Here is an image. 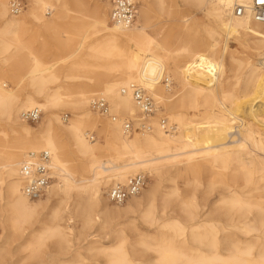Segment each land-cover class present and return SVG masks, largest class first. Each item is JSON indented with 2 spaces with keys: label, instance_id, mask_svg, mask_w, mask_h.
I'll list each match as a JSON object with an SVG mask.
<instances>
[{
  "label": "bare ground",
  "instance_id": "bare-ground-1",
  "mask_svg": "<svg viewBox=\"0 0 264 264\" xmlns=\"http://www.w3.org/2000/svg\"><path fill=\"white\" fill-rule=\"evenodd\" d=\"M87 1L100 8L86 14L84 0H29L23 16L24 10L14 15L11 2L0 0V116L12 133L4 134L0 143V264L9 248L24 245L20 241L26 236L37 240L29 247L31 259L47 240H55L59 258L51 257L47 264H90L89 255L106 256L107 264H141L128 242L125 223L120 222L123 218L157 228L159 242L153 244L155 236L150 233L138 242L157 252L155 264H264V243L255 246L251 241L256 234L264 235V129L259 124L264 118L256 120L264 112V69L259 66L264 23L234 14V5L248 0H155L169 16L184 6L202 11L207 19L199 24L184 15V24L168 28L158 41L150 32L147 8L141 11L144 24L121 27L111 23L108 2ZM28 22L53 31L60 47L70 48V53L43 64L30 42L23 41ZM201 35L211 39L205 77L188 70L203 51ZM231 38L239 43L238 54L247 53L245 58L230 51ZM227 53L239 63L230 82L223 58ZM9 74L16 83L26 81L33 94L21 98L6 85ZM64 76L89 84H80L76 91H68L63 86L67 84L50 88ZM165 80L170 83L163 84ZM132 83L145 87L158 104L169 101L178 110L168 117L172 130H165L158 116H150V129L134 131L141 133L135 135L124 131L127 119L142 120L141 115L139 119L122 115L140 113L131 92H122ZM96 96L111 102L117 120L104 116L103 122L95 115L99 112L91 100ZM61 103L75 110L69 126L56 124L54 108ZM36 107L44 112L39 132L23 125L20 116ZM96 129L104 142L89 139V132ZM43 150L51 153L55 182L45 201H31L22 190L20 167L31 152ZM139 172L149 173L153 182L123 206L109 207L102 187L125 183ZM206 176L208 188L220 186L225 192L213 211L205 210L197 195ZM180 179L185 189L179 186ZM164 181L171 182L170 191L158 204ZM75 193L89 198L82 204ZM51 199L57 203L47 216ZM170 199L178 201L175 207L181 215ZM219 207H226L225 219H212ZM162 228L169 232L162 234Z\"/></svg>",
  "mask_w": 264,
  "mask_h": 264
},
{
  "label": "rangeland",
  "instance_id": "rangeland-1",
  "mask_svg": "<svg viewBox=\"0 0 264 264\" xmlns=\"http://www.w3.org/2000/svg\"><path fill=\"white\" fill-rule=\"evenodd\" d=\"M9 1L11 2V0H9ZM150 1L154 4H152ZM154 1L155 0H141L140 7H139V13H138V21H137L136 26L145 23L144 20L142 21V16H141L142 12L141 11H143L144 9L146 10V8H147L149 10L148 14H149L150 32L153 33V35L156 37V39L158 41H162V36H163L162 33L165 32L166 30H168V28L176 29L179 25H183L184 22H183L182 16H184V15H186L187 17H190V16L195 17L198 20L199 24H205L207 22L205 14L202 11L197 10L195 8H187L184 6L177 7V12L173 16H169V15L161 12L160 8L156 4V1L155 2ZM22 2L25 5V9L22 12V14L24 16L26 11L29 8L30 3H29V0H22ZM84 2L87 3V5H86L87 9L82 11V13L91 14V10L93 8L99 7V3H96L93 1H87V0H84ZM74 8H76V7H74ZM101 10H103V9H101ZM105 12L108 14V10ZM47 16H50V15H47ZM200 30H202V28H200ZM229 40L227 41V43H228L230 51H233V52L235 51L236 52L235 56L238 58H245L247 53H245V55L238 54V52L241 51L239 43L234 38H231ZM23 41L24 42H28V41L30 42L31 49L38 56L39 60L45 65H50V64L54 63L58 58L65 56V55H68L70 53V48L60 47L57 36L55 35V33L53 31L40 28L37 25H35L33 22H28L26 24L25 29L23 31ZM169 43L171 46H174V44L172 42H169ZM209 43H211V39L209 37H207L206 35H201V45H202L203 51L200 54L199 60L192 63L188 67V70L191 71L193 74H195L198 77H205L206 76L205 75V69L206 68H205L204 64L206 61L205 54H206L207 50L209 49L208 48ZM224 43H225V38L222 37L220 39L221 47L224 46ZM12 52H14V50ZM223 58H224L225 75H226L227 81H229V82L233 81L235 79L237 73L239 72V63L237 60H234L229 53L225 54ZM263 58H261L259 60V66H261L264 69ZM260 62H261V64H260ZM5 69H6V71H9V67L6 66ZM171 78L173 79V77H171ZM5 83L7 86L15 88V91L18 94H20L21 98L25 97L28 93L33 94V90H31L28 87V84L26 83V81H24V83H16V81L13 80V78L11 77L10 74H9V78L5 81ZM63 84H67V85H63ZM80 84L87 85V84H89V82H88V80L80 81V80L74 79L72 77L67 78L64 76L62 78V80L52 83L50 85V88L51 89H58L59 87H61L63 85V86H66V88H70V89H67L68 91H76V90L80 89V86H79ZM163 84H166V83L164 82ZM175 85H176V83L173 79L172 85L170 86L171 89L173 88L172 94L175 93V91H174ZM67 90L65 89L63 92H67ZM110 104H111V102H110ZM111 106H112V104H111ZM159 106H160V109H159L158 113L160 114L162 111L168 117H170L171 115H173L175 112L178 111L176 108L173 107V105L170 104L169 101H167L165 105L162 102L161 104H159ZM54 110H55V113L59 116V120L56 122V124H59L62 127L69 126V121H70V119H72L74 117L75 110L70 105L63 104V103L57 105L54 108ZM260 113L257 115L259 118L256 117L257 121H260V118H261V120H263V118H264V115H263L264 112H260ZM95 115H97V117L99 119H101L103 122L106 121V120H104L105 117L100 115V113H95ZM122 115L123 116L125 115L126 117L133 118V119H139L140 118L139 111H138L137 115L134 117L127 116L128 114H126V113L122 114ZM43 116H44V112L42 111V115L38 121L25 122L22 120L23 121L22 124L25 126L31 127L36 132H39V131H41V127L44 123V117ZM262 122H264V121H262ZM262 122L261 123L259 122V124H260L261 128L264 129V124ZM89 133H90L89 139L92 140V142H96V141L104 142V139L101 137L98 129H96L94 131H90ZM4 134H8L10 137L12 133H11V130L9 129L6 121L0 116V143L4 139ZM92 134L95 135V139H91ZM132 134L135 135V134H141V133L135 132ZM64 139L66 140V142L68 141V143H69V140H67V137H64ZM139 173H145L148 176L147 184L144 187V189H146L150 185V183L153 182V180H152L153 178L147 172H139ZM54 182H55V179H53L52 183H54ZM183 182H184L183 179H180L178 182L179 186H181L182 188H184V185H185ZM204 182H203V185L200 188H198L197 195H198L200 202H202L205 205V210L213 211L216 208V206L219 204V199L221 198V196L223 194H225V192H224L223 188L220 186H217L212 190L210 188H208V177L207 176L204 178ZM111 184L112 183H110L108 185H104L102 187L105 197H107L106 192H107L108 187ZM170 184H171V182H168V181H164L162 183V189L160 190L161 193H159V195H158L159 196L158 197V200H159L158 204L161 203L162 196L166 192L170 191V188H168V186ZM184 194H185V191H183V195ZM74 195H76V199H78V200L81 199L80 201L82 204L85 203L89 198L88 194H83V195H81L80 198L77 197L76 193ZM48 196H49V192L47 191V193L41 199L43 201H45L48 198ZM179 201H180V199H179ZM171 202H172V200H171ZM50 203H51V209H50V211H48L49 213L46 214L47 216H49L50 212L56 206L57 199H54V200L51 199ZM172 204H173L172 208H174L175 210H178L177 214L181 215V213L179 211V207H175L178 204V201L176 200L175 202H172ZM108 205L111 208L121 206V205L113 204L110 201H109ZM73 208H74L73 204H70L69 209L73 210ZM225 208H223V207L217 208V210L214 213H212V215H211L212 219H216V220L217 219H225V217L223 216L224 212L226 210ZM120 222L125 223V230H126L128 242H130V244L134 246L133 249L136 250L135 251L136 255L138 257H140L142 260L141 264H155V261H156L157 256H158L157 252L153 249H149V250L143 249V247L141 245H139L138 242H141L144 239H148L147 238L148 233L155 236V239L152 241L153 244H156L157 242H159L160 238L158 236L159 234H157L158 233L157 228L155 226L150 227L148 224L144 223L140 219L136 220L135 222H131L129 219L123 218V219H121ZM62 223L64 224V222H62ZM75 224H77V223H74V225ZM78 226H80V223ZM159 232L168 233L169 231L167 228H162V229H159ZM93 233L99 234V232L97 233L95 231V229H94ZM2 235H3V230L0 228V236H2ZM97 236H100V235H97ZM29 240L32 243L29 244ZM251 241L253 242V244H255V246H258V245L260 246L261 244L264 243V235L256 234L255 236L251 237ZM36 242H37V240L34 237L33 238L31 237V239H30V237L26 236L25 238L21 239L20 243H22L24 245L21 246V244H20V246H18L17 244H15L14 249H11L12 247L9 248V253L3 255L4 258L1 260V264H27V263L28 264H47L50 260H52L51 257L55 258L56 256H58L57 255V254H59L58 253V247L55 243V240H50V241L47 240L44 243V245L42 246L41 251L39 252L41 254L38 253L37 257H35V258L33 257L34 259L33 258L31 259V257H30L31 250L29 247H31V245L35 246L37 244ZM227 242L229 243L230 241H227ZM48 256L50 257V259ZM87 257H89V259ZM87 257H86L88 259L87 262L90 264H94V263L107 264V261H108V258L106 256H103V255H100V256L89 255ZM58 258H59V256H58ZM58 258H57V261H58ZM41 260H42V262H41ZM91 262H93V263H91ZM75 264H78V263H75Z\"/></svg>",
  "mask_w": 264,
  "mask_h": 264
},
{
  "label": "built area",
  "instance_id": "built-area-1",
  "mask_svg": "<svg viewBox=\"0 0 264 264\" xmlns=\"http://www.w3.org/2000/svg\"><path fill=\"white\" fill-rule=\"evenodd\" d=\"M110 4L109 17L112 24L121 27H131L137 22L141 0H98ZM11 13L20 14L25 5L22 0H11ZM233 12L236 16L250 15L257 22L264 23V0H248L247 3H236ZM264 63V59H263ZM170 83L168 80L164 81ZM125 94L131 92L135 103L140 109L142 120L136 123L132 119H127L124 123V131L133 133L143 129H150L148 119L150 116H158L160 124L165 130H172L173 126L169 123L168 116L161 111L160 106L151 92L138 83H132L128 88H123ZM92 107L103 116H108L114 121L118 116L113 113L110 103L105 97L96 96L91 100ZM42 110L38 107L25 110L21 113V119L25 122H35L40 119ZM95 139V135H91ZM51 153L48 150L40 152H31L23 161L20 167V178L23 182L22 190L31 200L41 199L46 193L53 181L51 172ZM148 176L145 173H137L130 176L125 183L111 184L106 195L113 204H125L130 198L142 192L147 184ZM2 201V188L0 186V205Z\"/></svg>",
  "mask_w": 264,
  "mask_h": 264
}]
</instances>
